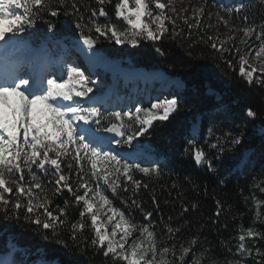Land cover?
<instances>
[{
  "label": "snow or ice",
  "instance_id": "1",
  "mask_svg": "<svg viewBox=\"0 0 264 264\" xmlns=\"http://www.w3.org/2000/svg\"><path fill=\"white\" fill-rule=\"evenodd\" d=\"M95 3L98 7L84 4L82 0H0V41H16L46 14L54 18L63 14L75 17L76 28L89 49L102 37L132 46L145 40L160 42L166 36L173 41L191 40L190 48L199 43L210 44L230 69L234 68L233 60L226 58L225 53L238 55L239 75L249 85H264V22L249 24L245 15V26L231 23L232 13L243 11V4L221 14L206 12V0L199 6L191 0L187 4L185 0H116L113 18L105 10V5L112 4L113 0H95ZM213 16L214 23H202L205 17L211 20ZM221 24L227 32L219 31ZM47 27L51 31L56 25L48 21ZM213 29L215 33L209 35ZM253 38L259 42L258 46L252 44ZM250 59L262 67H252ZM246 65L251 70H246ZM90 83L94 82L80 66L72 63H66L61 74L53 78L34 79L31 73L23 71L22 65L0 74V212L5 218L22 216L53 236H60V230L67 228L69 238L76 245L88 242L84 235L87 229L93 233L90 247L102 251L106 259L110 257L112 264H203L205 260L216 264L215 257L206 255L211 252L210 248L193 255L197 237L191 238L187 247L181 244L177 255L176 244L169 246V241L181 231V226H172L173 217H168V222L161 217L163 229L158 231V224L152 219L159 210L155 194L152 195L153 211H145L143 202L137 198L141 189L149 188L148 183L136 178L137 173L143 177H159L161 165L140 157H137L141 160L139 163L129 162L130 153H117L110 147L112 143L132 145L154 121L168 120L179 101L175 97L157 99L150 107L136 106L134 111L102 112L100 107L93 106L100 101L89 95L93 93ZM77 97L88 99L81 102ZM85 103L90 106L85 107ZM246 114L250 118L256 116L252 108ZM102 121L108 125L102 130L115 133L120 139L101 137L92 128V124L101 126ZM209 135H213L211 130ZM239 143V135L226 131L215 136L207 147L222 152L225 145ZM189 145L195 163L214 171L206 151L192 145V141ZM144 163L148 166H143ZM65 191L69 198L63 206L53 207L55 197ZM260 191L264 192V188ZM122 193L128 194L127 198ZM117 199L121 207L114 203ZM216 203L215 215L219 217L223 206L220 201ZM191 208L195 210L197 205L193 203ZM73 209L79 217L75 222L70 221ZM137 210L144 223H138L132 215ZM181 210L187 213L189 206L181 203ZM254 237L264 239L252 228L242 229L236 255L251 257L252 247L245 241ZM59 243L67 246L63 240ZM256 253L264 257L258 248ZM190 255L193 258L188 261ZM0 264L4 261L0 260ZM226 264L241 262L227 261Z\"/></svg>",
  "mask_w": 264,
  "mask_h": 264
},
{
  "label": "trees",
  "instance_id": "2",
  "mask_svg": "<svg viewBox=\"0 0 264 264\" xmlns=\"http://www.w3.org/2000/svg\"><path fill=\"white\" fill-rule=\"evenodd\" d=\"M82 2L98 7L95 0ZM115 2L113 0L112 4L105 5V10L113 18ZM201 2L191 0L196 6ZM240 4L245 7L239 14L232 13V24L245 26V15L249 24L264 22V0H206V12L224 14L227 9ZM215 19V16L211 20L205 17L202 23H214ZM48 21L56 25L55 29L48 30ZM179 23L183 26L182 21ZM183 27L187 31L186 26ZM219 31L225 33L227 29L221 24ZM214 33L215 29L208 32L209 35ZM20 35L21 38L30 39L33 44L46 42L53 51L60 49L61 40H83L80 30L76 28L75 17L63 14L55 18L46 14L33 28ZM221 39H224L223 35ZM190 43L191 40L173 41L166 36L160 42L145 40L132 46L116 44L102 37L94 46L124 67L162 70L180 78L184 84L181 91L174 95L179 101L177 110L168 120L155 121L139 137L143 145L148 143L153 148L154 157L147 160L158 162L162 175L149 178L137 173V179L149 184L147 190L141 189L137 198L143 202L145 211H153L152 195L155 194L159 210L154 212L152 219L157 222L158 231L162 232L163 229L161 217L164 222H168V217H173L172 226H181V231L169 241V246L176 244L177 255L181 244L187 247L188 241L197 237L198 243L193 248V255L198 256L210 248L211 252L206 255L215 257L216 264H226L227 261H240L241 264H257V261H261L264 264V257L256 253L257 248L260 253H264V239L259 237L245 241L252 247L251 257L241 258L236 255L238 236L242 229L252 228L264 236V192L260 191L264 188V133L261 130L264 128V85H249L239 75L238 55L225 53L226 58L233 60L234 68L230 69L221 60L220 54L210 48V44L199 43L190 48ZM258 43L253 38L252 44L258 46ZM236 44H239V40ZM137 85L138 82H131L128 91L133 93ZM248 108L256 112L255 118L247 116ZM109 110V103L101 107L102 112H111ZM196 119L200 122L199 129L197 133H192L191 125ZM107 126L105 121L99 127L92 124L94 129L105 135L109 132L102 129ZM210 130L212 136L209 135ZM226 131L239 135L241 143L227 144L222 152L207 147L215 136ZM189 141L206 151L214 171H209L206 165L195 163ZM143 166L148 164L144 163ZM173 183L176 184L175 188L172 187ZM121 195L127 198L128 194ZM68 198L69 194L65 191L55 197L52 206H63L64 200ZM217 201L223 206L219 217L215 215ZM114 203L121 207L119 199ZM181 203L189 206L187 213H182ZM193 203L197 205L195 210L191 208ZM132 215L138 223H144L138 210L133 211ZM78 218V211L73 209L70 221L75 222ZM60 231V236H53L50 231L24 220L22 216L5 218L3 212H0V255L9 251L8 243L11 239L18 247L26 249V254L16 251L9 264H36L42 257L50 264H112L110 257L106 259L102 251L90 247L91 231L85 230L88 242L83 245L73 243L67 228ZM61 240L67 246L59 243ZM192 258L190 255L187 260ZM203 264H209V260Z\"/></svg>",
  "mask_w": 264,
  "mask_h": 264
},
{
  "label": "rangeland",
  "instance_id": "3",
  "mask_svg": "<svg viewBox=\"0 0 264 264\" xmlns=\"http://www.w3.org/2000/svg\"><path fill=\"white\" fill-rule=\"evenodd\" d=\"M20 36L21 35H19L14 42L0 41V55L6 58V62L1 63L3 65L0 66L2 68L0 74L11 72L17 65H22L25 73H31L33 78L38 80V77L41 78L42 76L46 78L58 77L66 63H72L73 66L78 65L85 72V76L90 81L94 82L88 85L93 88V93L89 95L99 99L100 103L93 106L101 108L103 101L107 103L110 99L111 112L134 111L136 106L150 107L151 103L157 102V99H159L157 96L154 97L156 94L155 92H160L162 90V93L165 94V99H171L175 97L174 95L179 90L181 91L184 86L180 78L173 77L162 70H148L143 67L121 66L119 63L115 62L114 59L110 58L102 51H99L96 47L89 49L87 45L83 44V40L70 39V41L76 43V45H73L70 41L63 40L60 43V51H51L50 53L53 54L49 55L45 45L35 47L30 39H23ZM83 58L87 60L86 63L89 65L87 69L85 64H83ZM29 64H32L33 67L26 68ZM113 64L117 65L119 69ZM250 64L257 69L262 67L261 64L251 59ZM45 69H47V71ZM89 69L97 71L95 74H92ZM58 70H60L59 73ZM246 70H251V68L246 67ZM131 81L138 82V85L134 88L132 95H129L127 85ZM149 84H152L159 90H152ZM76 99L84 102L88 98L77 97ZM84 106L88 107L90 105L85 103ZM154 123L155 121L153 124ZM191 126V132L197 133L199 121L193 122ZM261 130L264 133V128H261ZM104 136L105 135L101 137ZM107 136H109L110 139H114L111 134ZM107 136L105 137L107 138ZM139 137L133 140L132 145H124L122 148L112 143L110 145L111 150L121 154L130 153L131 157L129 161L139 163L140 159H137V157H147L146 149L143 147V143L140 141ZM8 246L11 248L9 249V254L0 256V260H3L4 264H8V261H11L14 250H21L23 251V255L26 254V249L16 247L11 241H9ZM36 264H50V262L42 257L37 260Z\"/></svg>",
  "mask_w": 264,
  "mask_h": 264
},
{
  "label": "bare ground",
  "instance_id": "4",
  "mask_svg": "<svg viewBox=\"0 0 264 264\" xmlns=\"http://www.w3.org/2000/svg\"><path fill=\"white\" fill-rule=\"evenodd\" d=\"M3 62H6V58H4L3 57V55H0V66H2L3 64H1V63H3ZM113 65H115V64H113ZM117 68H118V66L117 65H115ZM119 69V68H118ZM1 71H2V68L0 67V73H1ZM38 79H40L39 77H38ZM152 85V84H151ZM155 90H159V89H155ZM156 94L154 95V97H159V99H165V94L164 93H162V90L160 91V92H155ZM156 101V100H155Z\"/></svg>",
  "mask_w": 264,
  "mask_h": 264
},
{
  "label": "water",
  "instance_id": "5",
  "mask_svg": "<svg viewBox=\"0 0 264 264\" xmlns=\"http://www.w3.org/2000/svg\"><path fill=\"white\" fill-rule=\"evenodd\" d=\"M113 135L116 136V137H118V135L115 134V133H113ZM144 147H147V149L152 150L149 146H147V144Z\"/></svg>",
  "mask_w": 264,
  "mask_h": 264
}]
</instances>
